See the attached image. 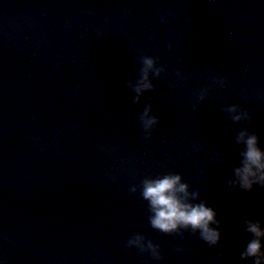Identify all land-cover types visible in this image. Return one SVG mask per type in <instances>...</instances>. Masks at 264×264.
Here are the masks:
<instances>
[{"label": "water", "instance_id": "water-1", "mask_svg": "<svg viewBox=\"0 0 264 264\" xmlns=\"http://www.w3.org/2000/svg\"><path fill=\"white\" fill-rule=\"evenodd\" d=\"M143 55L165 71L134 104ZM244 127L264 147V0H0V264H252L243 221L264 220V189L227 184ZM169 172L217 211L219 246L150 226L129 188ZM136 233L163 260L127 248Z\"/></svg>", "mask_w": 264, "mask_h": 264}, {"label": "clouds", "instance_id": "clouds-1", "mask_svg": "<svg viewBox=\"0 0 264 264\" xmlns=\"http://www.w3.org/2000/svg\"><path fill=\"white\" fill-rule=\"evenodd\" d=\"M140 63L142 67L139 74L125 82V87L135 93L134 104H140L145 93L156 92L152 77L159 79L165 71L164 68L157 67L158 60L154 57L143 55ZM216 83L222 88L228 86L227 78L219 79ZM209 91L204 89L201 92V101L206 100ZM223 111L236 124L251 126L254 123V117L239 105L226 106ZM139 120L145 139H150L152 131L160 125V120L153 114L151 99L140 112ZM234 140L238 145L239 160L232 165L233 177L227 181L229 188L245 192H252L257 186L264 189V147L261 146L259 135L244 127L238 131ZM225 163L226 155L219 167H223ZM129 192L132 195L139 193L147 202L150 213L148 222L154 230L181 237L190 231L194 235L199 234V238L209 247L215 248L221 244L224 233L217 211L201 199L200 191L190 190V185L184 182L181 174L169 172L154 178L145 177L139 185H132ZM243 223L244 231L250 238L239 254L240 260L264 264V220L247 218ZM126 247L138 249L141 253H150L157 261L164 258L159 246L142 233H136L129 238Z\"/></svg>", "mask_w": 264, "mask_h": 264}]
</instances>
